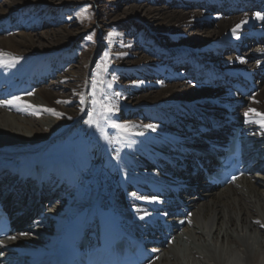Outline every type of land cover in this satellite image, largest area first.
I'll return each instance as SVG.
<instances>
[{
	"label": "bare ground",
	"instance_id": "1",
	"mask_svg": "<svg viewBox=\"0 0 264 264\" xmlns=\"http://www.w3.org/2000/svg\"><path fill=\"white\" fill-rule=\"evenodd\" d=\"M155 1L151 6L137 0L127 9L126 19L142 24L134 26L137 40L115 41L121 45L119 63L128 62L121 76L129 79L126 84L119 82V100L110 95L114 110L109 113L116 115L99 123L100 128L94 126L89 140L76 142L57 165L45 158L47 148L43 147L69 125L71 117L82 114L77 97L86 92L88 70L62 73L47 85L42 82L58 72L49 62L67 51L78 32L48 33L39 27L21 31L13 25L15 31L8 34L9 27L5 31L0 27L5 34L0 37V177L9 181L17 196L10 207L24 212L18 232L0 244L5 250L0 264H45L71 219L90 208L95 221L97 212L110 205L121 209L124 216L130 214L127 220L134 227L146 216L158 218L156 238L148 235L158 241L148 246L156 257L151 264H264V37L258 39L257 49H245L250 40L256 42L255 36L261 35L257 29H262L264 19L256 14L264 16V0H187L221 6L215 17L204 10L169 9ZM43 3L9 0L8 9H0V23L7 22L11 14L23 16L32 5ZM209 19L216 26L214 30L194 32ZM162 43L169 46L162 47ZM236 47L244 48V55H224ZM143 52L144 59L135 58ZM248 58L255 61L248 64ZM232 73L256 79L259 92L250 98L232 93L217 76ZM10 83L14 85L7 88ZM13 97L20 102L2 103ZM58 101H64L63 105ZM229 108L231 114L245 120L247 137L254 142L252 151L263 168L224 188L209 187L187 152L201 140L214 139L204 119L222 120ZM45 109L64 111L68 117L60 120ZM36 110L43 114L35 115ZM112 123L127 124L129 130L117 132ZM147 125L171 138L173 146L164 150L156 135L143 131ZM97 137L101 140L95 141ZM180 144L185 149L177 147ZM179 149L184 152L181 158ZM169 160L185 169L169 166ZM41 180L43 195L53 194L45 197L46 205L54 203L55 208L47 215L33 217L28 227L32 216L28 205L33 204L32 195L39 197ZM175 186L180 189L178 198L168 194ZM162 217L165 224L161 225ZM144 227L145 234L153 233L149 223ZM195 239L207 251L197 247Z\"/></svg>",
	"mask_w": 264,
	"mask_h": 264
},
{
	"label": "rangeland",
	"instance_id": "2",
	"mask_svg": "<svg viewBox=\"0 0 264 264\" xmlns=\"http://www.w3.org/2000/svg\"><path fill=\"white\" fill-rule=\"evenodd\" d=\"M7 1L9 0H0V9L1 7L4 8V10L8 9ZM136 1L137 0H44L46 3L36 4L35 6L32 5V7L28 8V12L23 16L11 14L8 17V20H6L7 22L0 23V27H2L4 31L7 27H9L6 31L8 34H12L15 29H21L22 31L23 29L28 30L29 28L38 27L41 32L47 31L48 33H52V31L66 32L67 30L74 31V33L78 32L74 41L68 45L67 51L61 54V56H56L49 62V65L51 64V68L58 72L54 75L47 76L49 79L47 80L46 78V80L44 79L42 82L47 85L58 80L62 73L70 71L80 73L85 69L86 71L88 70L86 74L87 80L85 81L86 92L77 97L78 99H81V102L77 104V107L81 106L82 114L71 117L69 125L67 124V126L58 130L50 141L43 147L44 149L47 148L44 156L48 160L52 162L57 160L56 162L58 163L62 162L63 158H65L75 147L76 142L79 140H83L84 142L89 140L91 129L94 126L86 124L85 121L89 119L90 113L93 114V118L99 123L105 122L106 119H110V117L112 118V116L116 115L115 113L104 112L99 105L93 104V100H100L110 107L111 96H113L116 100H119L121 97L119 82L126 84L129 80L126 75L121 76L122 73L124 74L123 66L127 65L128 62L124 61L123 64L119 63L118 56L120 54L119 50L121 45L115 41L119 40V38H123L127 42L130 40H137V37L135 36L137 28L134 26H142V24L138 22V20L129 21L126 19L128 13L127 9L131 6H135ZM144 2H148L151 6L156 3L155 0H144ZM157 2L169 9L179 8L180 10L185 9L186 11L194 12L204 10L211 17H215V14L219 13V10H221L216 8V5L208 6V4L204 1L189 2L187 0H160ZM172 2H181L184 6H175ZM140 16L142 19L144 18L143 14H140ZM11 22L13 24H11ZM13 25H15V29L13 28ZM215 28V24L212 23L211 19H209V23L198 26L194 29V32L201 33L204 29L214 30ZM3 30H0V37L5 35ZM144 30L147 31L145 26ZM257 30L258 34H261L260 38H263L264 35L262 34H264V25L262 29ZM88 37H91V39ZM251 41L252 40H250L248 48H245L250 51L257 49L259 45L258 40L256 42ZM163 46L168 47L169 45L167 43H162V47ZM245 49L242 48L241 53L237 54L235 49L230 48L224 55L226 57L234 54L238 56L244 55ZM146 52L147 54L149 53L148 50ZM144 56V52L143 54L138 53L135 58H140L141 60L144 59ZM246 60L248 64L255 61L254 58H248ZM63 61L64 63H61ZM65 62H70V64L66 65ZM109 84L111 87L108 86ZM93 92H95V96H93ZM63 102L64 101H60L59 105L62 106ZM89 109L90 111L88 112ZM87 112L88 115L85 116ZM34 114L42 115L43 112L36 110ZM59 114L60 115H58V117L60 118H57L60 120L65 121L68 117V114L64 111H60ZM142 129L145 133L154 134L159 138H161V136H165L163 135L164 133L157 129L155 130L146 127ZM115 131L118 132L119 129H115ZM95 133L96 132H94V134ZM83 137L85 139H83ZM95 139V141L101 140L99 137ZM107 142V138L103 139V143L106 144ZM99 149L101 148L99 147ZM42 154H44V150L42 151ZM111 158L113 157L109 158V162L111 165H114V160ZM18 171L19 169L13 172V175H16ZM64 191L66 192V189ZM111 197H114L113 193H110L108 196L109 199L113 200ZM53 208H55V206ZM185 210L187 213L189 212L188 208ZM128 218H130V216ZM124 219L127 220V217ZM194 244L201 248V250L203 249L207 251V247L199 244L196 239L194 240ZM2 254L3 253H0V255Z\"/></svg>",
	"mask_w": 264,
	"mask_h": 264
},
{
	"label": "snow or ice",
	"instance_id": "3",
	"mask_svg": "<svg viewBox=\"0 0 264 264\" xmlns=\"http://www.w3.org/2000/svg\"><path fill=\"white\" fill-rule=\"evenodd\" d=\"M256 16H257L258 19H264V16H261L260 13H257ZM242 23H243V21H242ZM239 27H240V25H236V28H239ZM233 31H235V29ZM88 38L91 39V37H88ZM2 55L3 54H0V56H2ZM3 62L7 63V61H3ZM108 86L111 87L110 84ZM93 96H95V92H93ZM19 102H20V99L18 97H13L11 100L3 101L2 103L6 104V105H8V104L14 105V104H17ZM93 104L99 105V107L104 112H112L114 110L113 108L109 107L108 105H106L105 103H103L100 100L94 99L93 100ZM30 107H35V106H30ZM45 110L49 111V112H52L55 115H60L59 113H55L54 109H45ZM94 112H95V110H94ZM85 123L90 125V126H95L97 128H100L99 122L96 119L93 118V114H91V113L89 114V119L87 121H85ZM111 127L115 128V129H119L121 132H127L129 130V125H127V124L112 123ZM146 127L151 128L152 125H147ZM133 195H135V194H133ZM13 239H14V237H13Z\"/></svg>",
	"mask_w": 264,
	"mask_h": 264
}]
</instances>
